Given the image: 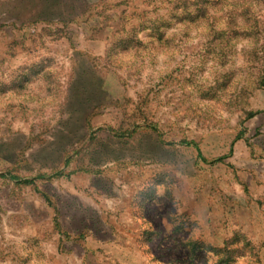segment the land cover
Wrapping results in <instances>:
<instances>
[{
    "label": "rangeland",
    "instance_id": "1",
    "mask_svg": "<svg viewBox=\"0 0 264 264\" xmlns=\"http://www.w3.org/2000/svg\"><path fill=\"white\" fill-rule=\"evenodd\" d=\"M0 264H264V0H0Z\"/></svg>",
    "mask_w": 264,
    "mask_h": 264
},
{
    "label": "trees",
    "instance_id": "2",
    "mask_svg": "<svg viewBox=\"0 0 264 264\" xmlns=\"http://www.w3.org/2000/svg\"><path fill=\"white\" fill-rule=\"evenodd\" d=\"M26 183H28V182H26Z\"/></svg>",
    "mask_w": 264,
    "mask_h": 264
}]
</instances>
